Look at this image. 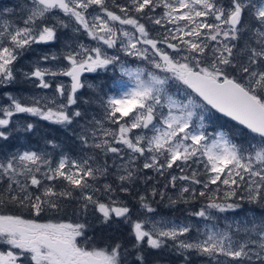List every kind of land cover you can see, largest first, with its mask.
I'll return each mask as SVG.
<instances>
[{"label":"snow or ice","instance_id":"6c2138e0","mask_svg":"<svg viewBox=\"0 0 264 264\" xmlns=\"http://www.w3.org/2000/svg\"><path fill=\"white\" fill-rule=\"evenodd\" d=\"M0 90V264H264V0H17L0 9ZM20 114L77 153L8 152L37 127ZM121 223L127 246L89 234Z\"/></svg>","mask_w":264,"mask_h":264},{"label":"trees","instance_id":"16d2710c","mask_svg":"<svg viewBox=\"0 0 264 264\" xmlns=\"http://www.w3.org/2000/svg\"><path fill=\"white\" fill-rule=\"evenodd\" d=\"M10 18L15 19V17H10ZM34 55L35 54L33 53H26L25 56L17 64V67H20L21 65L26 66L27 63L33 59ZM117 75L119 74L117 73ZM6 90L12 91L13 93L16 94L22 93L25 95L40 91L39 89H34L30 85L24 83H18L15 86ZM2 91L3 90H0V94H2ZM81 93L83 95H88L90 94V90L85 88L81 90ZM14 119H18L21 121L27 120V121L35 122L37 127L35 132L32 134H24V133L15 134L14 138H12L7 142L6 150L8 152H13L16 150L23 151L31 147L33 150L45 149L46 151L52 153L57 158L61 150L68 151L73 155L77 153L78 145L73 143L69 133L65 131L61 126L51 124L46 121H40L38 120V118L29 117L26 114H20L17 117H14ZM225 120L226 119L222 118V120L219 123H224ZM229 123H233V122L229 121ZM225 130H227V124H225ZM46 140H53L55 144L59 145V148L53 149L52 146L46 145L45 143ZM128 202L132 208L133 219L142 218L143 214L137 211L138 206L136 205L135 201L131 198H128ZM153 206L158 209L156 217L162 216L169 219H176L177 221L189 219L184 214L183 211L185 207L184 205H179L176 208H168L165 207L164 204H158V205L154 204ZM196 207H199V205H196ZM245 207L247 208L248 206L245 205ZM6 211H17V210L7 209ZM69 218H71L72 220L76 219L75 216L71 214V212H69L67 215L62 217V219L66 221L69 220ZM47 219H48L47 216L43 217L42 222ZM191 219L193 220L194 223H199L200 225L204 223L202 221H199L198 218H191ZM129 231H130V226L121 223L119 226L114 225L111 229L97 227L94 229L93 232L89 234L90 235L94 234L95 242L100 247H103L104 244L109 241L115 242L117 240L123 242L127 246L131 242L129 238ZM193 234H195V232ZM147 264H179V260L177 258L168 255L165 251L150 250L147 256ZM193 264H199V261L194 259Z\"/></svg>","mask_w":264,"mask_h":264},{"label":"rangeland","instance_id":"374dc122","mask_svg":"<svg viewBox=\"0 0 264 264\" xmlns=\"http://www.w3.org/2000/svg\"><path fill=\"white\" fill-rule=\"evenodd\" d=\"M16 3H17V0H0V9H3L4 7H12ZM5 16L7 17V14H5ZM85 75L86 76H91L93 74H85ZM63 79L67 80V78H63ZM226 215H231V214L229 213V214H226ZM200 226L203 227V223Z\"/></svg>","mask_w":264,"mask_h":264},{"label":"water","instance_id":"95a60500","mask_svg":"<svg viewBox=\"0 0 264 264\" xmlns=\"http://www.w3.org/2000/svg\"><path fill=\"white\" fill-rule=\"evenodd\" d=\"M224 119H227V118H224ZM234 123V122H233Z\"/></svg>","mask_w":264,"mask_h":264}]
</instances>
